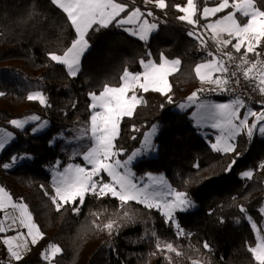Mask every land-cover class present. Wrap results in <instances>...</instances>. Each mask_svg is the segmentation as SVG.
<instances>
[{
    "label": "trees",
    "instance_id": "obj_1",
    "mask_svg": "<svg viewBox=\"0 0 264 264\" xmlns=\"http://www.w3.org/2000/svg\"><path fill=\"white\" fill-rule=\"evenodd\" d=\"M119 2L128 4L129 11L136 7L151 10L154 16L142 19L157 24V28L146 41L124 31V26H115V22L90 32V47L81 57L79 72L72 77L47 55L49 51L60 54L74 38L62 11L50 0H0V92L4 93L0 96V128L15 134V141L0 153V183L15 201L28 205L43 233V239L31 246L21 261L12 264L43 263L41 253L50 244L62 249L54 264H169L166 257L171 264H191L192 259L203 264H255L247 248L254 246L256 239L253 222L264 235V216L260 213L264 208V170L259 168L264 163V137L241 134L234 141L236 152L215 151L207 141L209 135L193 126L190 112L177 110L193 93L198 98L217 99L212 91L201 92L193 68L212 59L207 55L209 51L219 53L207 32V47H201L188 35L192 26L177 18L179 12L174 5L186 0H165L169 7L164 10L154 4L145 5L144 0ZM205 2L211 6L218 0H197L201 11ZM259 3L264 4V0ZM224 51L233 50L229 46ZM161 53L181 61L178 70L168 77L171 91L167 95L172 102L156 92H139L146 103L137 107L132 118L123 120L116 143L125 149L122 158H126L140 147L144 134L153 125L158 126L156 151L133 165L134 177L162 174L174 190L188 194L195 208L176 212L175 217L191 235L178 238L175 226L165 223L155 209L148 210L135 202L120 208L119 201L110 196L97 199L87 195L78 215L71 205L57 212L44 194H53L47 169L56 161L60 168L70 162L81 163L79 156L71 159L60 151L57 137L75 138L79 127L88 128L90 92L99 94L105 83L118 86L125 69L141 72V59L159 62ZM233 55L239 57L240 53L233 51ZM35 91L46 96L50 107L27 99ZM33 115L49 123L46 131L33 135V125L18 130L11 123ZM133 125L139 131H132ZM87 145L84 142L80 152ZM14 156L19 158L15 164ZM234 159L235 164L226 171ZM4 164L12 166L5 169ZM248 170L253 171L252 179L242 177ZM241 206L245 212L240 211ZM125 211L134 222L129 223L127 217L121 219ZM109 221H115L111 235L103 228ZM152 230L163 241L172 242L182 255L158 252L155 239L145 235ZM205 241L211 246L210 252L203 247ZM3 256L0 244V258Z\"/></svg>",
    "mask_w": 264,
    "mask_h": 264
},
{
    "label": "snow or ice",
    "instance_id": "obj_2",
    "mask_svg": "<svg viewBox=\"0 0 264 264\" xmlns=\"http://www.w3.org/2000/svg\"><path fill=\"white\" fill-rule=\"evenodd\" d=\"M50 2L66 16L67 23L74 31V38L70 46L65 47L60 54L56 51H49L48 59L57 65L64 66L67 74L72 77L79 72L81 57L90 47L88 39L90 32L106 29L114 22L117 27L134 24L136 25L135 30L124 27V31L146 41L150 33L157 28V24L142 19L145 16L153 17L154 13L151 10L145 12L136 7L129 11V5L119 0H50ZM144 3L145 5L154 4L161 10L169 7L165 0H144ZM174 7L176 11L183 13L177 18L192 26L193 30H190L188 35L198 40L201 47H207L208 41L204 33H210L209 38L216 45V52L219 53L216 55L209 51L207 55L212 59L195 66V74L201 83L213 84L221 92L228 91L230 83L228 62L239 59L240 62L235 65L236 70L242 72L245 80L255 81L252 85L253 91L258 90L260 95H264V59H261L264 52L258 51L264 45V4L259 3V0H218L215 6H208L205 2L201 11L197 0H186V6L177 4ZM226 9H231V11L217 19H211L218 13H224ZM122 13H125L124 17H121ZM201 20L208 22L201 24ZM200 29H203V32ZM229 46L235 53H241V55L236 57L233 51H224ZM249 54H254L256 59L250 60ZM148 55L151 56V53ZM140 64L143 71L131 73L125 69L120 76L118 86L105 83L99 94L95 92L88 94L91 101L89 127L81 130L79 138H83L90 132L87 136L90 143L85 151L77 153L82 156L84 164L83 166L69 164L62 171H55L51 185L54 194L48 191L44 194L49 197L57 212H60L65 205H71L73 206L72 211L77 215L89 194L97 199L110 196L119 201L120 208L128 206L130 202H135L148 210L155 209L159 212L164 217L165 223L175 226L178 238L187 237L191 234L186 233L176 221L175 213L194 207V202L188 194L172 189L164 182L163 177H155L150 173L148 182L143 179L137 182L134 179L135 173L130 168L133 161L144 151L154 150L152 137L158 130L157 126L153 125L152 130L144 134L141 148L131 152L126 158H122L125 149L116 143L120 138L123 120L132 118L136 114L137 107L146 103L143 96L138 94L139 92H156L166 96L169 103L172 102L171 97L167 95L171 91L168 77L173 71L178 70L181 64L180 59H169L161 53L159 62L152 59L147 61L141 59ZM217 73L219 75H215ZM236 75V71L231 72V77H236ZM236 83L239 84L238 79ZM2 95L4 93L0 92V96ZM196 98V93H193L189 100L195 101ZM27 99L36 100L41 105L50 107L46 96L41 91L30 93ZM260 103L264 105V101ZM245 108V101L239 96L229 103L198 105V109L203 110L199 118L212 121L211 127L218 129L221 133L217 137V143L212 145L215 151L236 152V145L231 141L245 130L249 138L257 130L264 135V123H261L264 122V110L257 112L248 108L241 114V109ZM249 117H254L255 120L250 123ZM30 119L39 120L40 118L33 116ZM11 123L21 128L25 121L12 120ZM132 131H139V129L133 125ZM132 139L136 137L133 136ZM5 143L6 137H0V148H3ZM18 159V157H12V163L15 164ZM235 162L234 159L226 171H230ZM11 166V164L3 165L5 169ZM259 168L264 170V163H261ZM242 177L252 179L253 171L243 172ZM8 209L16 215L9 216ZM240 211L245 212L246 210L241 206ZM0 212L5 213L4 219L0 220V233L16 231L17 227L27 230L26 235L16 231L15 235H7L2 240L10 259L19 262L23 259V254L30 251L29 238L31 245H36L39 240L43 239V233L34 222L28 205L14 202L12 196L2 187H0ZM260 213L264 216V208L260 209ZM125 217L128 218L129 223L134 222L128 211L123 213L121 219ZM9 219L11 224L6 227L5 221ZM249 220L251 221V217ZM114 223L115 221H109L103 226L109 231V235L112 234ZM252 229L256 233V239L254 246H248L247 250L255 264H264V235L254 222ZM145 235H151L155 239L158 252L163 254L167 251L175 253L176 256L182 255V252L172 242L163 241L155 230L146 231ZM203 247L211 251V246L207 241L203 242ZM60 253L62 249L59 246L50 244L43 254V259L48 261V264H52L56 255ZM155 254L150 253V255ZM166 259L171 264L170 258L166 257ZM0 264L4 262L0 261ZM191 264H203V262L192 259Z\"/></svg>",
    "mask_w": 264,
    "mask_h": 264
},
{
    "label": "rangeland",
    "instance_id": "obj_3",
    "mask_svg": "<svg viewBox=\"0 0 264 264\" xmlns=\"http://www.w3.org/2000/svg\"><path fill=\"white\" fill-rule=\"evenodd\" d=\"M182 14H183V13H182ZM260 51H261V49H260ZM242 52H243V51H242ZM261 52H264V45H263V50H262ZM240 55H241V53H240ZM240 55H239V56H240ZM249 58H256V57H255L254 54H249ZM261 59H262V58H261ZM235 61H236V63H237V59H236ZM172 73H174V71H173ZM172 73H171V74H172ZM241 73H242V72H241ZM254 82H255V81H254ZM253 84H255V83H253ZM201 92L204 93V92H206V90H205V89H202ZM228 101L230 102L231 100H228ZM90 103H91V101H90ZM195 104H196V103H195ZM247 108H249V107L246 106V109H247ZM177 110L180 111V106L177 108ZM197 110H198V108H197ZM33 116H35V115H33ZM33 116H29V117L24 118V119H17V120L25 121L23 127H21V128H17V127H15L13 124H12V125H13L16 129H18V130H22V129H24L25 127H27V126H29V125H33V126H34V128H33V130H32V134H33V135H38V134H41V133H43L44 131H46L47 128L49 127V123H48L46 120H32V119H30V118L33 117ZM45 122H47V123H45ZM155 126H157V125H155ZM88 127H89V126H88ZM82 129L85 130V128H84L83 126L79 127V128L76 130V131H79V132H78V136L75 137V138L72 137V136L69 137V136H66V135H61V136L57 137L56 142L59 143V149H60V151H61V152H65V153H67L68 156L71 157V159H74V158H76L77 156H79V159L81 160V163L70 162V163H68L67 165H65L64 167L60 168V167H59V163H58V161H56L55 164H54L52 167H50V168L47 169V172H48V174L50 175V186L52 185L53 176H54V172H55V171H62V170H63L64 168H66L69 164H80V165L83 166L84 162H83L82 156L77 155V153H80V147H81L82 144H84V142H85V143H88V144L90 143V141H89L88 138H87V136L90 135V132L87 133V135H85L83 138H79V137L81 136V130H82ZM86 129H88V128H86ZM157 129H158V126H157ZM151 130H152V128H151L149 131H151ZM149 131H148V132H149ZM157 132H158V130H157ZM157 132H156V134L152 137V142H153V144H154V139H155V137H156V135H157ZM9 133L11 134L10 136L8 135ZM204 134L209 135L210 132H209V131H205ZM0 137H6V143H5L4 147H3V148H0V153H1L2 150H4L7 146H9L10 144H12V143L15 141V134H14L13 132H10V131H8V130H5V129L0 128ZM209 137H210V135H209ZM142 143H143V140H142ZM142 143H141V145H142ZM54 144H55V143L53 142L52 145H54ZM141 145H140V147H139L138 149L141 148ZM154 145H155V144H154ZM156 148H157V146L155 145L154 150H152V151H144L143 154H142L141 156L137 157V159L133 161V163L130 165V168H131V170H132L133 173H134V171H133V165H134L136 162H138L139 160H141V159H143V158H146V157H149V156L153 155V154L155 153V151H156ZM136 150H137V149H136ZM26 159L29 160L30 158H29V157H26ZM89 167H90V166H89ZM152 175L155 176V177H163L164 182H165L167 185H170V184L168 183V181H167V179H166V177H165L164 175H162V174H159V175H157V174H152ZM134 179H135V177H134ZM140 179H143L145 182H148V174H147L146 176L142 177V178H138V179H136L137 182H139ZM0 187L4 188V189L9 193V191H8V190H7V189H6L1 183H0ZM51 188H52V187H51ZM171 188H172V187H171ZM172 189H173V188H172ZM9 194H10V193H9ZM53 194H54V193H53ZM13 201H14V202H17V201H15L14 199H13ZM17 203H22V202H17ZM194 208H195V205H194V207L189 208L188 210L183 211V212L191 211V210H193ZM177 212H181V211H177ZM7 214H8L9 216L16 215V213H13V211H12L11 209H8V210H7ZM4 216H5V213H4V212H0V220H3V219H4ZM10 224H11V220H10V219L5 221V226H6V227H7L8 225H10ZM16 231L23 232L25 235L27 234V230H26V229H23V228H19V227H17V228H16ZM16 231H9V232H7V233H1V234H0V244L2 245L3 250H4V256L2 257V259H1V258H0V259H1V261L4 262V264H12L13 262H15V260L10 259L9 255H8V253H7V251H6V248H5V246L3 245V243H2V240H3V238H4L5 236H7V235H15V234H16ZM31 246H34V245H31L30 238H29V248H31ZM47 249H48V248H47ZM47 249H46V250H47ZM46 250L42 251V253H41V257H42V259H43V254L46 252ZM27 252H28V251H27ZM27 252H25L23 255H25ZM43 261H44L43 263H38V264H48V261H45L44 259H43ZM52 264H54L53 261H52Z\"/></svg>",
    "mask_w": 264,
    "mask_h": 264
},
{
    "label": "crops",
    "instance_id": "obj_4",
    "mask_svg": "<svg viewBox=\"0 0 264 264\" xmlns=\"http://www.w3.org/2000/svg\"><path fill=\"white\" fill-rule=\"evenodd\" d=\"M180 5H182V6H186V3H184V4H180ZM211 6H215V5H211ZM228 11H231V9H226L225 10V12L224 13H218L217 14V16L216 17H212L211 19L212 20H214V19H217V18H219L220 16H222V15H225ZM179 15H182V13H180L179 12ZM208 21H204V23H207ZM124 27H126V28H130V29H133V30H135V28H136V25H125ZM209 35H210V33H208ZM138 37V36H137ZM234 51V50H233ZM241 51H243V49L241 50ZM264 57V56H263ZM250 60H255L256 58H249ZM264 59V58H263ZM240 61H239V59H237V64L239 63ZM197 65V64H196ZM195 65V66H196ZM195 66H194V68H195ZM194 68H193V72H194V74H195V71H194ZM143 71V69L141 70V72ZM176 71V70H175ZM174 71V72H175ZM215 75H219V73H217V74H215ZM195 77H196V79L200 82V87H201V90L202 89H205V90H207V91H212V92H216V91H218L219 89L218 88H216V86L215 85H213V84H209V83H201V81L199 80V78L196 76V74H195ZM253 83H255L254 81H252ZM192 96V95H191ZM190 96V97H191ZM197 97V96H196ZM228 100H231V99H222V98H217V99H208V98H196L195 99V101H190L189 100V98L187 99V101L186 102H184L183 104H181V105H183V107H181V105H180V110L181 111H189L190 112V118H191V121H192V124H193V126L196 128V129H198L199 131H200V133L201 134H203V135H206V134H204V132L205 131H209L210 132V137L208 138V143H209V145L211 146V148L213 149V147H212V145L213 144H216L217 143V137L218 136H220L221 135V133H220V131L218 130V129H216V128H213V127H211V123H212V121H210V120H201L200 118H199V114H200V112H202L203 110H201V109H198L197 110V108H198V105H200V104H206V105H211V104H219V103H229V101ZM196 103V104H195ZM248 107V106H247ZM250 108V107H249ZM248 109V108H247ZM246 108L245 109H241V114H243L246 110H247ZM252 110H254V111H257L256 109H252ZM258 112V111H257ZM195 114V115H194ZM255 120V118L254 117H249V122L251 123V122H253ZM261 123H264V122H261ZM259 127V126H258ZM241 134H246V130L244 131V132H242ZM241 134H239V135H241ZM239 135H237L235 138H234V140H232L231 141V143H234V141H235V139L239 136ZM253 136H259V137H264V135H261L260 133H259V131L257 130V131H254V133H253ZM214 150V149H213ZM221 152V151H220ZM1 234V233H0Z\"/></svg>",
    "mask_w": 264,
    "mask_h": 264
},
{
    "label": "built area",
    "instance_id": "obj_5",
    "mask_svg": "<svg viewBox=\"0 0 264 264\" xmlns=\"http://www.w3.org/2000/svg\"><path fill=\"white\" fill-rule=\"evenodd\" d=\"M226 59V57H225ZM229 64V78L230 83L228 85V91L221 92L220 90L212 92L214 96L222 99H234L239 96L245 101V105L251 109H256L258 112L264 110V105L260 102L264 101V95H260L258 90L253 91L252 81L245 80L243 74L240 71H237L235 65L236 61H230ZM236 71V77H231V72ZM239 80V84L236 83V80ZM1 261V259H0Z\"/></svg>",
    "mask_w": 264,
    "mask_h": 264
}]
</instances>
